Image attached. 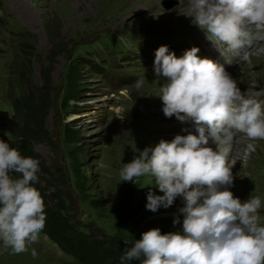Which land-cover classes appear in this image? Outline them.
I'll use <instances>...</instances> for the list:
<instances>
[{
    "label": "rangeland",
    "instance_id": "374dc122",
    "mask_svg": "<svg viewBox=\"0 0 264 264\" xmlns=\"http://www.w3.org/2000/svg\"><path fill=\"white\" fill-rule=\"evenodd\" d=\"M170 4L175 5L167 8ZM187 15L188 0H0V139L17 148L22 98L30 91L42 102L49 90L45 134L31 142L39 163L49 170L39 172L40 183L53 184L59 200L52 205L59 202L69 224L105 245L112 239L129 242L130 234L146 230L141 224L146 221L148 231H183V197L149 211L148 193L164 194L154 178L128 182L119 172L165 136L171 141L184 135L181 122L166 117L160 105L164 80L134 53L136 44L150 52L157 38L170 34L174 39L173 32L192 24ZM228 73L237 86L264 92V45ZM250 141V150L241 149L237 159L234 150L229 167L244 193L261 199L264 225V139ZM177 218L180 223L174 224ZM0 264L84 263L42 230L19 254L0 241Z\"/></svg>",
    "mask_w": 264,
    "mask_h": 264
},
{
    "label": "clouds",
    "instance_id": "9594fccd",
    "mask_svg": "<svg viewBox=\"0 0 264 264\" xmlns=\"http://www.w3.org/2000/svg\"><path fill=\"white\" fill-rule=\"evenodd\" d=\"M188 7L187 16L219 51L220 44L244 47L248 29L264 30V0H188ZM199 51L193 47L178 58L165 45L156 50L154 61L156 76L164 80L158 97L165 116L193 121L198 135L162 139L139 151L119 172L128 182L154 178L164 194L148 193L149 211L168 208L183 197V231L144 232L124 249L121 264H264L261 199L251 195L242 203L234 196L232 168L219 149L218 135L236 129L251 140L264 139V104L242 93L223 65L201 58ZM143 82L139 79L136 86ZM210 139L217 150L207 146ZM38 171V160L0 139V241L15 254L36 242L45 227L44 199L34 186Z\"/></svg>",
    "mask_w": 264,
    "mask_h": 264
},
{
    "label": "trees",
    "instance_id": "16d2710c",
    "mask_svg": "<svg viewBox=\"0 0 264 264\" xmlns=\"http://www.w3.org/2000/svg\"><path fill=\"white\" fill-rule=\"evenodd\" d=\"M45 75L49 84L50 73L47 72ZM28 93L25 100L24 97L22 98L25 108L20 111V119L15 126V143L23 156L38 160L37 153H34L31 148V142L38 140L43 133L45 134L43 117L48 109L49 90L45 92V97H42V102L39 99L41 96L39 97L35 92L29 91ZM14 104L19 105L18 103ZM39 172L49 173V170L39 163L38 177ZM34 186L40 191L44 199L46 223L43 231L67 254H71L84 264H121L120 257L124 249L130 247L134 240L141 239L142 234L148 231L149 221L142 222L141 224L146 227V230L142 234H130L128 238L130 244H125L124 240L116 241V239H112L110 243L108 242L109 245H105L103 240L92 239L89 233L78 230L69 224L61 212L62 209L59 206V202L55 206L52 205V202L57 199L55 197L56 193H53L50 189L53 186L52 183H47L43 186L38 180V182L34 183Z\"/></svg>",
    "mask_w": 264,
    "mask_h": 264
},
{
    "label": "bare ground",
    "instance_id": "6f19581e",
    "mask_svg": "<svg viewBox=\"0 0 264 264\" xmlns=\"http://www.w3.org/2000/svg\"><path fill=\"white\" fill-rule=\"evenodd\" d=\"M253 51H254V50H253ZM253 51H252V52H253ZM252 52H251V53H252ZM247 56H248V55H247ZM247 56H246V58H247ZM159 81H163V79H162V78H159ZM156 91H157V90H156ZM161 100H162V99H161ZM157 104L159 105V102H157ZM160 105L163 106L162 101L160 102ZM158 110H160V109L158 108ZM160 127H161V126H160ZM157 129H158V128H157ZM155 131H156V130H155ZM159 131H160V132H159ZM159 131H158L159 133H162V134L165 136V133H164L165 130H164L162 127L160 128ZM219 135H221L222 137L220 136V138H222V139H224V140L230 138V136H227L226 133H222V132H221V133H219ZM164 140H167V141H168V139H167L166 136L164 137ZM253 144H254V141H250V139H249V140L236 139L235 142H234V148L237 149V150H236V156H234V159H237V157H240V152H241L240 150H241V149H244V150H245L246 148H248L247 151H249V150H250V147H251ZM182 214H183V213H182ZM183 215H184V214H183Z\"/></svg>",
    "mask_w": 264,
    "mask_h": 264
},
{
    "label": "water",
    "instance_id": "95a60500",
    "mask_svg": "<svg viewBox=\"0 0 264 264\" xmlns=\"http://www.w3.org/2000/svg\"><path fill=\"white\" fill-rule=\"evenodd\" d=\"M171 5V4H170ZM173 5H175V4H173ZM173 5H171V6H168L167 8H171V7H173Z\"/></svg>",
    "mask_w": 264,
    "mask_h": 264
}]
</instances>
